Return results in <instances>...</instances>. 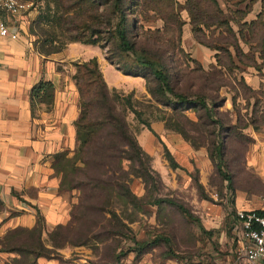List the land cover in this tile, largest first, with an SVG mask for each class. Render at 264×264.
Segmentation results:
<instances>
[{
  "label": "rangeland",
  "instance_id": "1",
  "mask_svg": "<svg viewBox=\"0 0 264 264\" xmlns=\"http://www.w3.org/2000/svg\"><path fill=\"white\" fill-rule=\"evenodd\" d=\"M21 1L30 3L26 10L0 13V16L42 52L98 37L95 44L122 72L140 68L130 53L118 50L112 33L92 35V30L105 29L117 21L111 0ZM142 24L145 28L156 23L150 18ZM164 35L154 41L142 37L134 40L137 47L145 48L152 57L165 63L176 89L194 100L193 94L208 96L206 103L212 106L214 118L220 120L222 129L207 117L200 103L189 106L173 97L172 102H167L157 93L156 81L148 73L146 77L131 74L142 77L140 83L133 85L138 89L143 81L144 92L130 89L127 84L108 86L113 88L116 105L125 114L129 129L148 157L142 166L132 156L122 162L120 174L131 195L123 190L110 193L107 189L99 190L97 197L85 198L78 205L80 191L66 189L76 193L70 208L73 227L68 235L74 242L51 252L65 264H137L145 259L156 263L177 259L182 264H243L238 234L230 218L238 198L242 200L239 206L264 207V165L249 162L255 141L251 129L258 131L264 126V85L253 89L234 76L205 78L190 55V39L184 42L177 37L176 22L169 24ZM227 41L232 39L228 37ZM240 60L250 62L251 59L247 55L240 56ZM223 85L230 87L227 93L221 91ZM129 93L142 121L125 107ZM226 94L231 95V101L226 100ZM147 132L153 135L150 143L143 139V133ZM177 135L195 149L206 152L213 172L205 171L200 157L194 160L193 155L189 157L193 164L190 168L179 165L173 144ZM221 139L219 154L217 146ZM219 156L230 182L217 171L215 163ZM87 170L88 174L93 173L92 168ZM142 170L146 173L144 176ZM69 177L76 180L84 179L85 175L79 170ZM167 198L183 204L194 218L176 204L163 200ZM202 228L216 232L210 236ZM49 230L42 233L48 247Z\"/></svg>",
  "mask_w": 264,
  "mask_h": 264
},
{
  "label": "crops",
  "instance_id": "2",
  "mask_svg": "<svg viewBox=\"0 0 264 264\" xmlns=\"http://www.w3.org/2000/svg\"><path fill=\"white\" fill-rule=\"evenodd\" d=\"M215 1L218 10L214 9L213 13L220 24L215 18L208 19L209 24L199 20L200 24L194 26L186 0H175L181 5L182 40L190 39V55L203 69L215 66L224 76H234L251 88L260 89L264 85V0ZM155 23L161 26L162 20L157 18ZM8 27L17 37L0 34V236L17 226L32 227L37 213L43 217L46 230L70 218L76 193L60 188L61 174L55 170L53 162L56 153L72 154L76 145L75 121L80 107L79 91L73 78L74 62L96 57L109 87L127 84L135 91H145L143 81L138 89L133 85L140 83L142 77L122 72L108 61L96 44L75 42L44 53L25 35ZM199 37L204 40L200 41ZM215 37L219 38L222 50L215 46ZM228 37L235 38L238 49L227 41ZM223 49L232 61L229 68L216 60L217 54L225 53ZM247 55L250 62H241L240 56ZM40 81L53 83L50 103L31 100V89ZM221 87L224 93L230 90L228 85ZM226 95V100L231 101V95ZM261 128L251 129L255 141L249 156V162L259 166L264 165V126ZM152 136L143 133L147 143L153 140ZM173 144L180 166L190 168L193 164L189 157L193 155L194 160L200 157L205 171L213 172L204 150L195 149L179 135L173 138ZM239 203L242 204V200L238 198L234 209L253 208L239 206ZM13 256V252L0 251V264ZM34 264L65 263L55 257L39 256Z\"/></svg>",
  "mask_w": 264,
  "mask_h": 264
},
{
  "label": "trees",
  "instance_id": "3",
  "mask_svg": "<svg viewBox=\"0 0 264 264\" xmlns=\"http://www.w3.org/2000/svg\"><path fill=\"white\" fill-rule=\"evenodd\" d=\"M111 2L113 10L117 13V21L114 25L105 27V29L92 30V35L99 36L98 34L102 32L112 33L116 37L118 50L132 55L134 63L140 68L136 71H124V73L145 77L147 73L152 75L157 84V93L165 97L167 102H172L171 98L173 97L179 103H186L189 106L193 103H200L207 117L216 122L221 131L222 123L219 119L214 118L212 106L206 103L208 96L204 95V93L193 94L194 100L190 99L191 97L186 93L176 89L171 84L172 75L165 63L152 57L145 48L137 47V42L134 40L141 37L152 39V41H154L153 39L163 38L165 37L164 32L169 29V24L174 22L177 23V37L181 39L183 25L179 15L181 5L177 4L175 0H111ZM185 6L191 15L194 26L200 24L201 21L209 24L208 19L215 20L216 18L213 13L214 9L218 10L215 0H186ZM150 18L154 20L157 18L161 19L162 25L153 27L148 25L144 28L142 23ZM106 21L109 24V19ZM216 23L220 24L218 18H216ZM228 30L230 31L229 27ZM143 33H146V35L143 36ZM95 38L91 41L80 42L95 44L98 37ZM164 39H167V37ZM199 40L203 41L204 39L199 37ZM207 41L210 42L212 40L208 39ZM215 41V46L221 49L218 44L219 38H216ZM231 43L238 49L235 38H232ZM224 52L223 56L217 54L216 60L217 63H224L229 68L232 61L230 55L225 50ZM195 64L205 78H209L211 75L217 78L224 76L223 71L215 66L205 70L196 61ZM74 65L76 71L73 74V78L79 91L80 111L75 121L76 145L73 154L69 155L67 152H59L54 155V168L61 174L60 188L78 189L81 195L78 205L85 198L97 197L99 190L105 191L107 189L109 193L123 190L128 195H131L120 174L123 171L122 162L128 156H132L142 166L144 158H147L148 155L143 151L136 136L129 129L125 114L116 105L114 94L112 93L113 88H109L106 84L96 57L75 61ZM53 91L54 86L51 81H40L31 89V100L33 103L36 100H44L50 103ZM131 96L132 94L129 93L125 98V107L133 111L136 118L142 121L141 113L136 109ZM222 144L223 139L218 142L219 154L221 153ZM215 166L218 173L230 182V175L222 168V158L220 156ZM89 168H92V174L86 172ZM79 170L84 173L85 178L72 180L69 175ZM142 174L144 176L146 173L142 170ZM163 200L176 204L180 210L189 217L194 218L183 204L168 198ZM71 216L72 212H70V218L66 223H59L47 231V241L50 243V247L46 245L42 236L43 231H45V225L43 217L38 213L36 222L32 227L17 226L8 229L0 236V251L13 252L15 256L4 261L3 264H34L39 256L55 257L60 260L58 255L51 254V252L66 244H73L74 241L68 239L73 227ZM202 230L210 236L216 232L215 229L202 228ZM28 256H31L32 259H27Z\"/></svg>",
  "mask_w": 264,
  "mask_h": 264
},
{
  "label": "built area",
  "instance_id": "4",
  "mask_svg": "<svg viewBox=\"0 0 264 264\" xmlns=\"http://www.w3.org/2000/svg\"><path fill=\"white\" fill-rule=\"evenodd\" d=\"M30 3L21 0H0V13L16 14L26 10ZM0 34L17 37L11 32L6 21L0 16ZM238 234V247L243 264H264V207H236L230 218ZM137 264H182L177 259L164 263L142 260Z\"/></svg>",
  "mask_w": 264,
  "mask_h": 264
}]
</instances>
